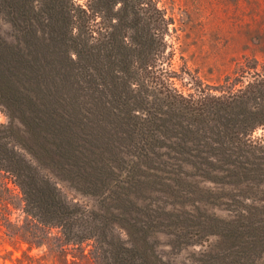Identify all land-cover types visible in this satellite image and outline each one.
I'll return each instance as SVG.
<instances>
[{"label":"trees","instance_id":"trees-1","mask_svg":"<svg viewBox=\"0 0 264 264\" xmlns=\"http://www.w3.org/2000/svg\"><path fill=\"white\" fill-rule=\"evenodd\" d=\"M159 2L0 0V233L28 247L15 264H47L44 249L264 264V59L206 84Z\"/></svg>","mask_w":264,"mask_h":264},{"label":"rangeland","instance_id":"rangeland-1","mask_svg":"<svg viewBox=\"0 0 264 264\" xmlns=\"http://www.w3.org/2000/svg\"><path fill=\"white\" fill-rule=\"evenodd\" d=\"M159 7L183 26L186 56L206 84H220L243 57L264 59V0H160ZM11 32L9 24L1 26L4 38L10 40ZM6 122L7 118L0 113V123ZM263 137L264 128L253 135V139ZM202 185L213 186L209 182H202ZM9 186L14 196L18 197L19 190L12 183ZM66 192L75 201H84ZM213 212L221 217L228 215L223 207L214 208ZM14 218L15 215L12 216ZM27 248L0 233V264H15ZM43 252H46L42 255L47 264H66L59 255L47 252V249ZM186 258L187 252L177 255L180 261ZM69 260H73L71 256ZM69 264L92 263L78 256Z\"/></svg>","mask_w":264,"mask_h":264}]
</instances>
